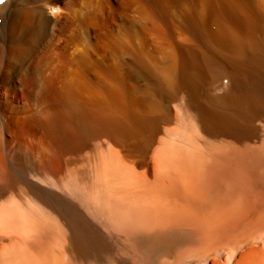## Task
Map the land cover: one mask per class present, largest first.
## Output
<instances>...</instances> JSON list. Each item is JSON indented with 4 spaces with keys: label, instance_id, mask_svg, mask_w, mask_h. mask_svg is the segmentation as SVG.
<instances>
[{
    "label": "bare ground",
    "instance_id": "bare-ground-1",
    "mask_svg": "<svg viewBox=\"0 0 264 264\" xmlns=\"http://www.w3.org/2000/svg\"><path fill=\"white\" fill-rule=\"evenodd\" d=\"M0 264H264V0L2 4Z\"/></svg>",
    "mask_w": 264,
    "mask_h": 264
},
{
    "label": "snow or ice",
    "instance_id": "snow-or-ice-1",
    "mask_svg": "<svg viewBox=\"0 0 264 264\" xmlns=\"http://www.w3.org/2000/svg\"><path fill=\"white\" fill-rule=\"evenodd\" d=\"M3 2V0H0V3H2Z\"/></svg>",
    "mask_w": 264,
    "mask_h": 264
}]
</instances>
